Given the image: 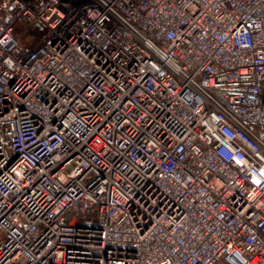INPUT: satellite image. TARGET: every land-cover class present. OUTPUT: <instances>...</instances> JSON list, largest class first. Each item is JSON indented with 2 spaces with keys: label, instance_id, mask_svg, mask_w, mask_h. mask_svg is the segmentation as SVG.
Here are the masks:
<instances>
[{
  "label": "built area",
  "instance_id": "1",
  "mask_svg": "<svg viewBox=\"0 0 264 264\" xmlns=\"http://www.w3.org/2000/svg\"><path fill=\"white\" fill-rule=\"evenodd\" d=\"M0 264H264V0H0Z\"/></svg>",
  "mask_w": 264,
  "mask_h": 264
},
{
  "label": "rangeland",
  "instance_id": "2",
  "mask_svg": "<svg viewBox=\"0 0 264 264\" xmlns=\"http://www.w3.org/2000/svg\"><path fill=\"white\" fill-rule=\"evenodd\" d=\"M23 27L25 26V25H22ZM23 31V30H22ZM25 31V30H24ZM35 32H36V30H34ZM31 32V31H30ZM31 33H33V32H31ZM22 35H24V36H26V33L25 32H23V34ZM23 41H25L24 39H23Z\"/></svg>",
  "mask_w": 264,
  "mask_h": 264
}]
</instances>
